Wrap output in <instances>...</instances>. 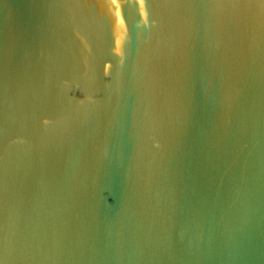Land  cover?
Here are the masks:
<instances>
[{
    "label": "water",
    "instance_id": "water-1",
    "mask_svg": "<svg viewBox=\"0 0 264 264\" xmlns=\"http://www.w3.org/2000/svg\"><path fill=\"white\" fill-rule=\"evenodd\" d=\"M0 264H264V0H0Z\"/></svg>",
    "mask_w": 264,
    "mask_h": 264
}]
</instances>
